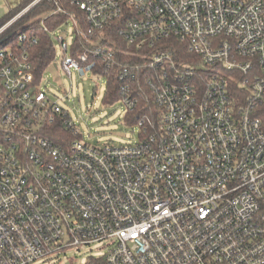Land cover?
<instances>
[{
    "label": "built area",
    "instance_id": "1",
    "mask_svg": "<svg viewBox=\"0 0 264 264\" xmlns=\"http://www.w3.org/2000/svg\"><path fill=\"white\" fill-rule=\"evenodd\" d=\"M67 2L87 30L62 7L42 21L65 75L114 72L127 114L148 90L160 120L136 117L137 143L85 142L29 57L0 49V264L93 245L86 264H264V0Z\"/></svg>",
    "mask_w": 264,
    "mask_h": 264
},
{
    "label": "rangeland",
    "instance_id": "2",
    "mask_svg": "<svg viewBox=\"0 0 264 264\" xmlns=\"http://www.w3.org/2000/svg\"><path fill=\"white\" fill-rule=\"evenodd\" d=\"M20 0H0V20L15 9ZM72 25L54 32L71 41ZM56 62L60 69L50 65L42 77V89L54 102L69 111L85 142L115 147L139 141L140 127L131 123L126 108L120 103L105 101L106 78L89 72L85 76L74 74L72 79L61 69L62 53L57 47ZM103 250L98 246L71 248L66 254L44 258L34 264H86L90 256L98 257Z\"/></svg>",
    "mask_w": 264,
    "mask_h": 264
},
{
    "label": "trees",
    "instance_id": "3",
    "mask_svg": "<svg viewBox=\"0 0 264 264\" xmlns=\"http://www.w3.org/2000/svg\"><path fill=\"white\" fill-rule=\"evenodd\" d=\"M35 1L36 0H20L19 5L0 20V27L32 5ZM59 7L75 11L82 21L83 29L87 30L84 14L73 7L67 0H42L25 13L7 30L2 39H0V49H9L17 57L23 55L29 57V61L32 65V72L35 77V84H41L46 69L55 62L56 47L48 33L45 32L42 21H44V24L51 30H54L58 25L65 22L67 18L62 13L52 15ZM108 34L113 38V42L119 41V38L118 40L116 38V32L114 30H109ZM20 35H26V41L20 42L18 39ZM119 87L120 83L117 81L115 73L112 72L107 79V93L105 95V101L107 103L116 104L119 101L121 98ZM140 102V106L134 114H127L131 123L137 122L136 117L148 118L154 123L159 122V109L154 105L152 95L148 90H145V93L141 95ZM49 131H51L50 135L56 142H61L60 137L62 136L70 137L71 139V134H63L65 131L67 133V130L62 127L60 123L50 128Z\"/></svg>",
    "mask_w": 264,
    "mask_h": 264
}]
</instances>
